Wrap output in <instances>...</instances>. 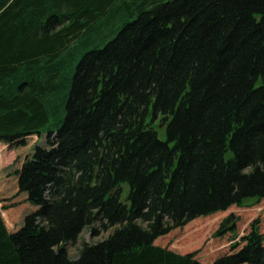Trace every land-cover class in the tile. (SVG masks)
Listing matches in <instances>:
<instances>
[{
	"label": "trees",
	"instance_id": "trees-1",
	"mask_svg": "<svg viewBox=\"0 0 264 264\" xmlns=\"http://www.w3.org/2000/svg\"><path fill=\"white\" fill-rule=\"evenodd\" d=\"M148 1L0 0V264H264V0Z\"/></svg>",
	"mask_w": 264,
	"mask_h": 264
},
{
	"label": "rangeland",
	"instance_id": "rangeland-1",
	"mask_svg": "<svg viewBox=\"0 0 264 264\" xmlns=\"http://www.w3.org/2000/svg\"><path fill=\"white\" fill-rule=\"evenodd\" d=\"M143 0H139L138 3H142ZM149 3L151 2V0L148 1ZM137 3V4H138ZM136 11L133 10V15L131 17H127V18H120L118 21H116L115 23H110V25H104L102 26V31H93L90 32L89 38L87 39V42L83 45V47H81L80 49V54L92 50V49H99L103 46L105 41L110 40L113 36L116 35L117 31L127 22L131 21L134 16L136 15ZM107 31V36L104 37L103 36V32ZM88 34V33H87ZM158 135L160 138L164 139L165 138V133L163 128H161L160 130H158ZM13 152V151H12ZM5 155V157H4ZM4 157L3 159H0V168L3 165H6L8 163H10L14 157V153L11 155V152L8 150H5L4 152H0V158ZM4 167H2L0 169V171L3 169ZM246 218L243 217V219L241 220V224L239 225L238 231L240 232V230H242V227L244 226ZM98 231L100 232L98 234L97 237L92 238V235L90 233V231L85 228L82 230L79 238L73 242V243H69L66 246V250L68 251V254L70 255V257L74 258L77 256V253L79 251V249L81 248V245L83 242H87L90 243L92 241H98L103 239L104 237H107L109 235V233L111 232V229H108L107 231H102L101 228L98 229ZM102 231V232H101ZM231 235H228V240H230ZM224 238H226L224 236Z\"/></svg>",
	"mask_w": 264,
	"mask_h": 264
}]
</instances>
